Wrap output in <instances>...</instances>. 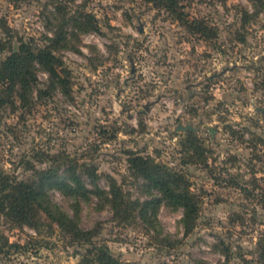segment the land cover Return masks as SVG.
Returning <instances> with one entry per match:
<instances>
[{
  "label": "rangeland",
  "instance_id": "obj_1",
  "mask_svg": "<svg viewBox=\"0 0 264 264\" xmlns=\"http://www.w3.org/2000/svg\"><path fill=\"white\" fill-rule=\"evenodd\" d=\"M257 16L247 0H179L190 21L203 20L205 39L155 3L143 0H0V62L18 39L44 46L56 7L86 13L99 32L78 37L79 53L62 52L69 96L56 92L29 106H0V173L27 181L49 156L93 166L95 183L112 177L131 199H148L128 152L182 173L200 198L196 227L184 235L181 209L161 205L160 235L136 218L119 223L96 201L81 202L79 225L95 228L123 262L138 264H259L264 236V0ZM63 10V11H62ZM244 11L248 15H244ZM243 39V40H241ZM90 47L93 50H90ZM46 75L39 74V87ZM190 125L193 131H177ZM188 132L203 144L207 163L189 160ZM48 156V157H47ZM82 181L91 188L90 179ZM52 200L70 213L59 192ZM17 245V246H16ZM87 245L56 227L39 233L0 218V264H88ZM228 252V260L224 252Z\"/></svg>",
  "mask_w": 264,
  "mask_h": 264
},
{
  "label": "trees",
  "instance_id": "obj_2",
  "mask_svg": "<svg viewBox=\"0 0 264 264\" xmlns=\"http://www.w3.org/2000/svg\"><path fill=\"white\" fill-rule=\"evenodd\" d=\"M143 1L155 3L192 33H199L205 39L210 37L208 24L203 20L190 21L181 10L179 0ZM247 1L254 4V12L251 15L257 16L260 9H255V4L258 3L261 8V0ZM59 9L60 7H56L50 18L48 33L43 37L44 46L23 39H18L15 49L9 45V54L0 62V106L8 105L14 108L17 100L20 106H29L33 94H36L38 99L56 92L70 95L69 72L64 66L62 52L79 53L78 37L99 32V26L89 14L63 12L61 15ZM244 15L248 13L244 11ZM5 46L0 45V50ZM90 50L93 48L90 47ZM40 73L46 75L44 87H39ZM183 142L186 153L190 154V161L207 163V150L192 132L187 133ZM127 154L129 170L136 179L143 180L148 199H131L109 176L107 188H100L95 183L98 176L93 166L79 163L77 159H70L68 155L63 154L49 156L51 167L35 169L33 177L27 181L12 180L0 173V218L16 228L29 227L37 233L43 230L51 233L56 227L68 236L71 242L88 246L84 257L88 264H138L123 262L111 254L107 245L95 244L93 239L98 235V231L95 228L83 229L79 225L81 202H89L94 198L96 208H108L119 223H129L137 218L149 231L157 232V235L161 233L157 221L159 207L164 205L174 210L181 209L180 223L184 235H189L196 227L201 201L192 191L184 174L173 171L150 157L132 152ZM82 176L90 179L91 188L85 185ZM53 190L70 202V213L52 200ZM257 246L258 263L264 264V236L259 239ZM223 252L228 260V252ZM196 264L208 263L197 260Z\"/></svg>",
  "mask_w": 264,
  "mask_h": 264
},
{
  "label": "water",
  "instance_id": "obj_3",
  "mask_svg": "<svg viewBox=\"0 0 264 264\" xmlns=\"http://www.w3.org/2000/svg\"><path fill=\"white\" fill-rule=\"evenodd\" d=\"M177 131H193L194 128L191 127L190 125H186V126H183V125H178L177 128H176Z\"/></svg>",
  "mask_w": 264,
  "mask_h": 264
}]
</instances>
